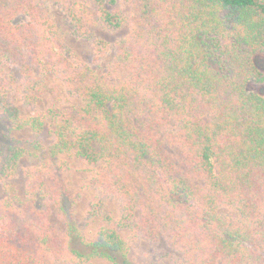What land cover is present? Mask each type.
Returning <instances> with one entry per match:
<instances>
[{
  "label": "trees",
  "instance_id": "1",
  "mask_svg": "<svg viewBox=\"0 0 264 264\" xmlns=\"http://www.w3.org/2000/svg\"><path fill=\"white\" fill-rule=\"evenodd\" d=\"M85 1L101 27H128L100 75L60 41L46 10L57 5L98 62L109 47L76 0H0V181L25 155L37 159L23 169L20 204L0 202V264H129L115 230L88 241L74 221L69 151L102 159L91 215L114 198L117 227L150 243L164 237L177 264H264V92L252 90L264 83L253 62L264 55V0ZM46 74L88 110L51 116L49 145L17 140L13 131L38 134L44 118L23 119L11 96L31 107ZM162 142L181 151L182 168Z\"/></svg>",
  "mask_w": 264,
  "mask_h": 264
},
{
  "label": "rangeland",
  "instance_id": "2",
  "mask_svg": "<svg viewBox=\"0 0 264 264\" xmlns=\"http://www.w3.org/2000/svg\"><path fill=\"white\" fill-rule=\"evenodd\" d=\"M75 9L85 10L92 18L90 28L95 36L107 43L109 52L98 62L93 60V47L90 41L76 38L72 33V28L60 8L50 4L46 7L50 15L60 41L73 51L77 57L89 65L95 74L100 75L105 71L106 66L113 58V46L115 42L123 37L128 30L127 25H123L118 30L105 29L95 21V9L85 0H76ZM126 12V8H122ZM258 66H264V55H255ZM254 57V56H253ZM259 94L264 92V83L256 84L252 89ZM34 103L31 107L22 105L19 101V94L13 93L12 101L19 110L23 119L33 115H40L43 119V130L36 134L29 128L15 130L12 136L17 140L38 139L42 145H49L53 141L54 126L51 116L65 110H73L79 113L86 112L84 101L75 96H71L66 91L64 83L53 74H46L42 83L34 92ZM161 148L169 160L178 168L184 166V157L181 151L169 143L162 142ZM93 151L98 153V148L94 145ZM62 158L67 163V170L63 174L66 189L70 196L75 198L74 221L82 230L85 239L92 241L102 228L115 230L124 241L127 248L126 258L129 264H177L180 254L165 243L164 237L160 236L156 243H150L141 237H134L127 229L117 227L116 219L119 212L118 202L114 199L105 200L98 213L91 215L92 204L98 197V191L93 186V180L100 171L103 162L100 158L97 162H88L74 151L62 154ZM37 164V159L30 155H25L19 161L16 174L13 178L0 181V202L4 199H11L15 204H20L24 197V185L26 178L23 169ZM198 182V181H197ZM199 183V182H198ZM200 184V183H199ZM97 211V210H96ZM220 215L230 217L231 214L226 209L218 210ZM50 221L61 226L53 217ZM90 264H112L105 259H95Z\"/></svg>",
  "mask_w": 264,
  "mask_h": 264
},
{
  "label": "water",
  "instance_id": "3",
  "mask_svg": "<svg viewBox=\"0 0 264 264\" xmlns=\"http://www.w3.org/2000/svg\"><path fill=\"white\" fill-rule=\"evenodd\" d=\"M253 62H254V64H255L256 67L260 68V67L258 66V64H257V57H256V56L253 58ZM262 93H263V90H260V91H259V94H262Z\"/></svg>",
  "mask_w": 264,
  "mask_h": 264
}]
</instances>
